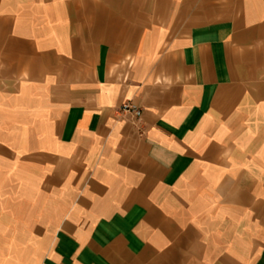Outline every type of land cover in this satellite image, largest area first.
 <instances>
[{
    "label": "crops",
    "instance_id": "obj_1",
    "mask_svg": "<svg viewBox=\"0 0 264 264\" xmlns=\"http://www.w3.org/2000/svg\"><path fill=\"white\" fill-rule=\"evenodd\" d=\"M0 264H264V0H0Z\"/></svg>",
    "mask_w": 264,
    "mask_h": 264
},
{
    "label": "built area",
    "instance_id": "obj_2",
    "mask_svg": "<svg viewBox=\"0 0 264 264\" xmlns=\"http://www.w3.org/2000/svg\"><path fill=\"white\" fill-rule=\"evenodd\" d=\"M120 113L128 114L136 121H138L141 116V110H139L137 107H135L131 103H124L120 108Z\"/></svg>",
    "mask_w": 264,
    "mask_h": 264
}]
</instances>
